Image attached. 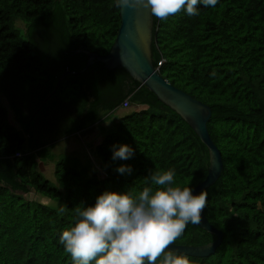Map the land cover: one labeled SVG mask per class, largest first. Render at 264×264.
<instances>
[{
    "label": "trees",
    "instance_id": "1",
    "mask_svg": "<svg viewBox=\"0 0 264 264\" xmlns=\"http://www.w3.org/2000/svg\"><path fill=\"white\" fill-rule=\"evenodd\" d=\"M120 27L115 0H0V264H73L59 242L74 223L73 209L92 205L105 190L137 191L148 170L174 169L195 188L208 174L209 153L192 128L123 68L87 56L106 55ZM152 63L160 76L209 106L210 139L223 171L205 189L202 213L222 232L215 252L191 264H264V0H219L153 16ZM160 63V65H159ZM130 97V112L106 132L111 113ZM6 104V105H5ZM95 130L97 161L56 159V143ZM87 140V139H86ZM133 147L112 160V146ZM94 160V161H93ZM53 163V179L41 165ZM121 164L131 175L119 174ZM45 197L48 206L28 195ZM215 240L188 224L174 245Z\"/></svg>",
    "mask_w": 264,
    "mask_h": 264
},
{
    "label": "clouds",
    "instance_id": "2",
    "mask_svg": "<svg viewBox=\"0 0 264 264\" xmlns=\"http://www.w3.org/2000/svg\"><path fill=\"white\" fill-rule=\"evenodd\" d=\"M219 0H117V6L143 7L167 19L182 9L199 15L200 7H215ZM134 149L112 146V160H129ZM116 171L131 175V165ZM174 169L148 170L142 190H105L92 205L73 209L74 223L63 230L59 242L73 264H191L187 254L170 248L188 224H198L206 205L204 190L194 194L190 185L175 180Z\"/></svg>",
    "mask_w": 264,
    "mask_h": 264
},
{
    "label": "water",
    "instance_id": "3",
    "mask_svg": "<svg viewBox=\"0 0 264 264\" xmlns=\"http://www.w3.org/2000/svg\"><path fill=\"white\" fill-rule=\"evenodd\" d=\"M117 3V0H115ZM120 27L114 44L106 55L77 50L87 56L84 68L78 72L66 71L56 83L54 90L47 95L44 102L56 90L60 82L68 75L84 73L89 66L98 62L108 69L123 68L131 78L147 87L159 101L180 115L192 128L209 153V168L206 178L194 188V194L213 185L223 171L221 154L210 139L207 123L211 118V109L195 100L184 91L171 85L162 78L153 66L151 44L153 39V15L143 7L129 8L119 6ZM200 229L213 234L215 240L202 246L170 245L188 257L204 258L212 255L222 241V232L215 229L201 213V221L195 224Z\"/></svg>",
    "mask_w": 264,
    "mask_h": 264
},
{
    "label": "rangeland",
    "instance_id": "4",
    "mask_svg": "<svg viewBox=\"0 0 264 264\" xmlns=\"http://www.w3.org/2000/svg\"><path fill=\"white\" fill-rule=\"evenodd\" d=\"M1 102L4 103V98L0 97ZM6 105V104H5ZM130 108H120L117 111H114L111 113V118L108 119V121L103 125L106 128V132L113 126V124L124 114L130 112ZM97 132L95 130L87 131L84 135L83 141L78 138L71 137L70 139H64L56 143V146L54 148V153L56 155V159H59L63 157L64 155L68 156H74L78 158L83 164L86 165H92L89 156L97 161L95 153L92 148V144H97L99 141V138L96 137ZM87 139V140H86ZM90 142L92 144H90ZM93 160V161H94ZM98 166L100 167V163L97 161ZM53 163H45L44 165H41L42 171L44 172L45 176L48 179H53ZM30 198L39 199V202L48 205L53 206L57 205V202H52L51 200L41 197V196H35L33 193H30L28 195Z\"/></svg>",
    "mask_w": 264,
    "mask_h": 264
},
{
    "label": "built area",
    "instance_id": "5",
    "mask_svg": "<svg viewBox=\"0 0 264 264\" xmlns=\"http://www.w3.org/2000/svg\"><path fill=\"white\" fill-rule=\"evenodd\" d=\"M159 65H160V63H159ZM130 97L128 96L124 101H123V103H122V108H128L129 106H130Z\"/></svg>",
    "mask_w": 264,
    "mask_h": 264
}]
</instances>
